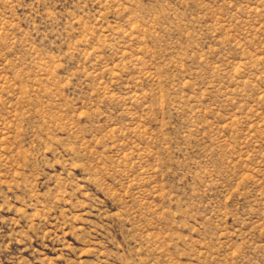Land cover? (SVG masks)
Wrapping results in <instances>:
<instances>
[{"label":"rangeland","instance_id":"374dc122","mask_svg":"<svg viewBox=\"0 0 264 264\" xmlns=\"http://www.w3.org/2000/svg\"><path fill=\"white\" fill-rule=\"evenodd\" d=\"M0 264H264V0H0Z\"/></svg>","mask_w":264,"mask_h":264}]
</instances>
